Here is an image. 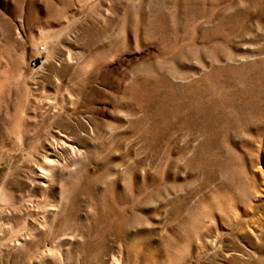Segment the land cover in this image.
<instances>
[{"label": "rangeland", "instance_id": "rangeland-1", "mask_svg": "<svg viewBox=\"0 0 264 264\" xmlns=\"http://www.w3.org/2000/svg\"><path fill=\"white\" fill-rule=\"evenodd\" d=\"M0 264H264V0H0Z\"/></svg>", "mask_w": 264, "mask_h": 264}]
</instances>
